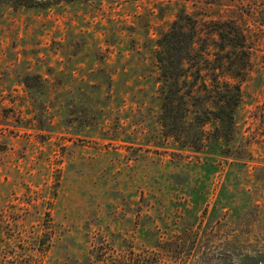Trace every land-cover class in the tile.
<instances>
[{"label": "rangeland", "instance_id": "obj_1", "mask_svg": "<svg viewBox=\"0 0 264 264\" xmlns=\"http://www.w3.org/2000/svg\"><path fill=\"white\" fill-rule=\"evenodd\" d=\"M175 20L241 85L222 150L160 133L152 39ZM0 264H264V0L6 7Z\"/></svg>", "mask_w": 264, "mask_h": 264}, {"label": "trees", "instance_id": "obj_2", "mask_svg": "<svg viewBox=\"0 0 264 264\" xmlns=\"http://www.w3.org/2000/svg\"><path fill=\"white\" fill-rule=\"evenodd\" d=\"M86 1L89 0H0V16L6 7L13 10L45 9L61 2ZM99 1L102 3L103 0ZM185 18L189 19L188 15ZM228 33L221 36L229 40L234 50L233 47L240 43L237 37ZM159 34L157 39H152L155 47L151 53L158 68L155 93L160 133L183 148H192L197 152L207 147L215 150L217 146L222 150L220 140L224 139L228 144L231 139L226 129L230 128L233 132L235 126V110L242 92L240 83L232 81L235 75L227 73L225 68H231L224 66L220 58L212 60L206 57L207 52L202 47H197L200 36L194 23L187 29L184 23L175 20L169 29ZM228 57L230 59L231 55ZM31 79L38 81L42 77L39 74L26 75L23 82L30 88Z\"/></svg>", "mask_w": 264, "mask_h": 264}]
</instances>
